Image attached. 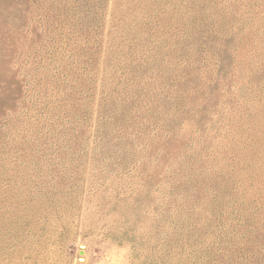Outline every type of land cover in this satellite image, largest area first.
I'll return each mask as SVG.
<instances>
[{
    "label": "rangeland",
    "instance_id": "obj_1",
    "mask_svg": "<svg viewBox=\"0 0 264 264\" xmlns=\"http://www.w3.org/2000/svg\"><path fill=\"white\" fill-rule=\"evenodd\" d=\"M0 264H264V0H0Z\"/></svg>",
    "mask_w": 264,
    "mask_h": 264
}]
</instances>
